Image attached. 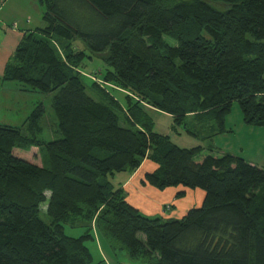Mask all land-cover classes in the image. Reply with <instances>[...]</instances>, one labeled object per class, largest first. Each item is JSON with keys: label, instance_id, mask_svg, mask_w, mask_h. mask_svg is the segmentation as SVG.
Wrapping results in <instances>:
<instances>
[{"label": "trees", "instance_id": "obj_1", "mask_svg": "<svg viewBox=\"0 0 264 264\" xmlns=\"http://www.w3.org/2000/svg\"><path fill=\"white\" fill-rule=\"evenodd\" d=\"M39 3L45 26L23 35L3 79L55 92L61 137H39L42 102L28 134L0 123V264H99L87 244L97 238L145 264H264V167L231 153L195 159L229 131L235 103L245 123L264 125V0ZM93 55L114 86L91 79L99 98L83 79ZM153 110L201 142L156 131ZM147 159L156 169L144 184L203 189L202 205L168 219L133 206L109 177Z\"/></svg>", "mask_w": 264, "mask_h": 264}, {"label": "rangeland", "instance_id": "obj_2", "mask_svg": "<svg viewBox=\"0 0 264 264\" xmlns=\"http://www.w3.org/2000/svg\"><path fill=\"white\" fill-rule=\"evenodd\" d=\"M214 4L216 6H223L221 8L225 7L224 4L219 2ZM0 7H2V4H0ZM28 15L29 16H27L26 18H33L32 14ZM35 24L36 23L34 22L32 26H34ZM42 26H45V22H43ZM14 27H16V25H14ZM75 45H78L79 48L84 47L82 44H80V41L75 42ZM84 65L85 66L83 68V73L85 76L83 77V79L87 85L88 92L92 96L99 98V93H97V91L94 90L90 86V84L91 79H96V81L101 85V83L97 80L100 79L98 78L99 76L97 74H103L106 68L105 63L101 57H99L98 55H93L92 58L86 57ZM12 85L19 86V89L21 87V83L19 81H14ZM116 87L120 90L119 92L121 94L125 93V90L121 89L118 86ZM21 89L22 90L14 89V91H10L11 101L13 102L14 106H18L14 109H0V123L12 126H19L22 128L23 133L28 134L29 132L26 129L27 125L25 124L27 121L26 119L31 114L32 110L40 102H42L45 106V114L41 120L42 131L39 133V137L46 141H52L60 138L61 134L58 132V120L51 105L52 98L55 92L45 93L37 90H24L22 87ZM119 92H116V94H119ZM152 115L156 122V131L171 134V136L173 135L172 137L176 135L175 138L178 140L177 137H179L180 134L175 132V130L174 132L171 131L170 118L158 112H152ZM226 126L229 129L228 132L214 135L212 138L210 137L209 139H204V141L202 142L200 141L207 147L210 146L213 151L207 148L201 154H198L195 159L202 160L204 155H206L207 153H212L216 156L231 153L244 157L248 162L252 164L264 167V125L245 123L240 106L238 103H235L230 115L227 118ZM179 131L180 133H182V137H185L186 139H191L195 141L194 144H198V139L185 133L183 130H181V128ZM204 135L206 136V134ZM16 151L23 152L25 150L21 148H16ZM40 158L42 160L41 154ZM121 175H124V173L119 172L109 177V180L114 184L115 187L120 186L119 181ZM170 207L171 206L168 205L167 208L169 209ZM45 208L43 209L42 218L47 222H50V217L46 214ZM164 219L168 218L164 217ZM65 232L71 236H80L81 234H83L84 228L71 227L70 225H65ZM97 243L98 242L96 241L87 242V244L90 245V247L92 248L96 256V260L99 259L96 255V247L98 245ZM117 254V257L113 258L110 264H145L142 259L131 258L125 250L118 251Z\"/></svg>", "mask_w": 264, "mask_h": 264}, {"label": "crops", "instance_id": "obj_3", "mask_svg": "<svg viewBox=\"0 0 264 264\" xmlns=\"http://www.w3.org/2000/svg\"><path fill=\"white\" fill-rule=\"evenodd\" d=\"M0 109H14L10 98V91L22 90L19 86L12 85L14 81H6L3 79L5 66L13 56L23 35L28 31L43 27L44 8L39 0H0ZM32 14L33 18H26ZM36 23L34 26L33 23ZM16 25V27H14ZM12 82V83H11ZM170 118L171 131L180 134L178 140L169 135L174 142L182 147H192L198 145L195 141L182 137L180 129L173 128V117L164 112L153 110ZM183 132V131H182ZM156 169V164L150 160H145L140 168L134 172H121L120 186L126 191L127 200L141 212L149 216L175 217L184 216L191 208L202 205L205 198V191L200 188L185 189V194L177 196V193L183 190L182 186L168 187L160 190L149 184H144L142 180L147 172ZM168 205L171 207L168 209ZM96 255L98 260H104L103 264H110L113 258L117 257V252H113L108 245L97 238ZM95 256V254H94ZM96 258V256H95ZM105 262V263H104ZM99 263V264H102ZM120 264V263H119ZM123 264V263H121Z\"/></svg>", "mask_w": 264, "mask_h": 264}, {"label": "built area", "instance_id": "obj_4", "mask_svg": "<svg viewBox=\"0 0 264 264\" xmlns=\"http://www.w3.org/2000/svg\"><path fill=\"white\" fill-rule=\"evenodd\" d=\"M97 80L101 83L102 86H105V85L108 84L107 82H105V81L102 80V79H97ZM108 85H111V84H108ZM111 86H113V85H111ZM113 87H114V86H113Z\"/></svg>", "mask_w": 264, "mask_h": 264}]
</instances>
